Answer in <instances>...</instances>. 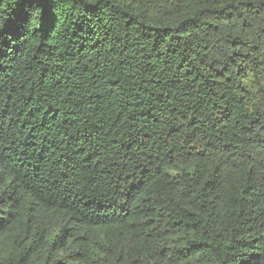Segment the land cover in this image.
<instances>
[{"label": "trees", "instance_id": "trees-1", "mask_svg": "<svg viewBox=\"0 0 264 264\" xmlns=\"http://www.w3.org/2000/svg\"><path fill=\"white\" fill-rule=\"evenodd\" d=\"M0 264H264V0H0Z\"/></svg>", "mask_w": 264, "mask_h": 264}]
</instances>
